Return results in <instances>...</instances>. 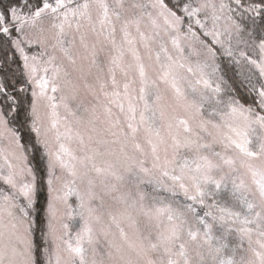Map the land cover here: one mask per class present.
Returning a JSON list of instances; mask_svg holds the SVG:
<instances>
[{
  "label": "snow or ice",
  "instance_id": "6c2138e0",
  "mask_svg": "<svg viewBox=\"0 0 264 264\" xmlns=\"http://www.w3.org/2000/svg\"><path fill=\"white\" fill-rule=\"evenodd\" d=\"M0 264H264V0H0Z\"/></svg>",
  "mask_w": 264,
  "mask_h": 264
},
{
  "label": "trees",
  "instance_id": "16d2710c",
  "mask_svg": "<svg viewBox=\"0 0 264 264\" xmlns=\"http://www.w3.org/2000/svg\"><path fill=\"white\" fill-rule=\"evenodd\" d=\"M36 164L39 166L41 172L43 171V163L39 159H37ZM47 200V192L46 188H42L38 193V204L37 209L39 211L40 218H43V209L46 205Z\"/></svg>",
  "mask_w": 264,
  "mask_h": 264
}]
</instances>
